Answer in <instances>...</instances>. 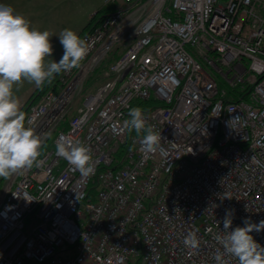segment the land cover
Listing matches in <instances>:
<instances>
[{
    "label": "built area",
    "instance_id": "2783aa9c",
    "mask_svg": "<svg viewBox=\"0 0 264 264\" xmlns=\"http://www.w3.org/2000/svg\"><path fill=\"white\" fill-rule=\"evenodd\" d=\"M110 4L81 36L80 66L57 74L25 115L50 136L43 164L0 192V264H216L226 210L233 229L264 219V0ZM149 97L158 104L143 112L161 142L145 153L123 122ZM77 141L95 162L87 177L56 154ZM194 229L197 250L183 244ZM250 234L264 247V231Z\"/></svg>",
    "mask_w": 264,
    "mask_h": 264
},
{
    "label": "clouds",
    "instance_id": "9594fccd",
    "mask_svg": "<svg viewBox=\"0 0 264 264\" xmlns=\"http://www.w3.org/2000/svg\"><path fill=\"white\" fill-rule=\"evenodd\" d=\"M52 35L48 30L33 27L11 6L0 4V178L7 179L31 170L33 166L40 167L43 164L39 159L41 149L46 147L45 141L50 136V133L42 136L25 126V113L14 95V86L27 81L38 89L43 88L45 83L53 81L55 75L78 68L88 55L87 40L73 30L64 29L59 34L63 55L58 62L49 59L54 51L50 41ZM46 58L51 62L45 63ZM128 116L129 119L123 122L124 129L142 137L139 142L145 153L155 152L160 147V132L148 123L147 115L140 107H131ZM56 154L84 177L95 172L91 148L82 141L58 142ZM233 215L234 209L226 210L224 234L214 236L223 248V252L218 249L213 257L216 264H226L225 254L236 258L238 264H264V247L250 234L264 231V219L254 223L245 218L243 227L233 229ZM198 232L199 229H194L186 234L183 239L186 248H199Z\"/></svg>",
    "mask_w": 264,
    "mask_h": 264
},
{
    "label": "rangeland",
    "instance_id": "374dc122",
    "mask_svg": "<svg viewBox=\"0 0 264 264\" xmlns=\"http://www.w3.org/2000/svg\"><path fill=\"white\" fill-rule=\"evenodd\" d=\"M58 3H61L63 12L60 17H57L56 24L54 27H46L43 30H48L53 35L50 37V41L53 45V54L49 59L55 60L59 54L62 53L63 47L59 40V34L64 29H70L78 33L88 22L92 13L104 5V0H55ZM61 1V2H60ZM51 13V12H49ZM60 15V13H59ZM46 58L45 63L51 62ZM222 81V80H221ZM223 84H225L223 82ZM36 86L34 83H28L24 81L22 85L14 86L13 92L14 95L19 99L20 104L22 105L27 97L31 95V92ZM86 91H83L82 95L75 100L74 106H77L81 103L83 95Z\"/></svg>",
    "mask_w": 264,
    "mask_h": 264
},
{
    "label": "trees",
    "instance_id": "16d2710c",
    "mask_svg": "<svg viewBox=\"0 0 264 264\" xmlns=\"http://www.w3.org/2000/svg\"><path fill=\"white\" fill-rule=\"evenodd\" d=\"M115 8V5H103L101 6L99 9H97V11L90 17V19L88 20L87 24L77 33L80 37L82 36V34H84L85 32L89 31L93 25L101 18L102 15H104L107 11H110L112 9ZM63 55V51L61 54H59V56L55 59V62H58L60 60V58ZM111 57H109L107 60H105L101 65H99L92 73H90V75L87 77L86 82H85V91H88L90 88H92V86L97 85L102 79L101 74L103 72V70L105 68H107V64L110 62ZM220 83H222V81H220ZM57 75H55V78L53 79V81L49 84V83H45L43 88H34V90L31 92V95L29 97H27V99L25 100V102L21 105V109L22 111H24L25 115L29 109V107L38 99V97L44 93L47 92L49 90H56L57 89ZM246 91V90H245ZM245 91L243 92H238L236 90L233 89H229V93L230 94H245ZM158 104V101L153 98V97H149L146 100H142V99H134L128 110H127V119H129L128 116V112L129 109L131 107H140L142 109V111H146L149 108L155 106ZM127 144L121 145L120 148L118 149V153H120L123 148L126 147ZM7 179L5 178H0V192L3 189V186L5 184Z\"/></svg>",
    "mask_w": 264,
    "mask_h": 264
},
{
    "label": "crops",
    "instance_id": "0c3cea01",
    "mask_svg": "<svg viewBox=\"0 0 264 264\" xmlns=\"http://www.w3.org/2000/svg\"><path fill=\"white\" fill-rule=\"evenodd\" d=\"M61 3L57 4L55 0H0V4L11 6L16 13L25 16L31 25L40 31L43 28L54 27L58 24L56 19L61 16L64 8Z\"/></svg>",
    "mask_w": 264,
    "mask_h": 264
}]
</instances>
